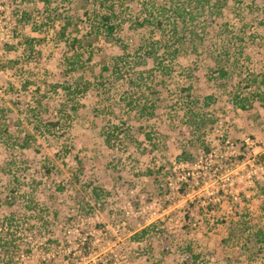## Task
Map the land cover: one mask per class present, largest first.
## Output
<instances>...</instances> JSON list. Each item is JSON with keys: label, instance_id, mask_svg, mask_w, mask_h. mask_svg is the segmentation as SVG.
I'll return each mask as SVG.
<instances>
[{"label": "rangeland", "instance_id": "rangeland-1", "mask_svg": "<svg viewBox=\"0 0 264 264\" xmlns=\"http://www.w3.org/2000/svg\"><path fill=\"white\" fill-rule=\"evenodd\" d=\"M116 2L129 55L117 67L98 41L115 56L70 72L80 20L102 23L105 2L0 0V195L35 220L20 264H53L44 222L73 251L56 264H193L188 247L197 264H264V0Z\"/></svg>", "mask_w": 264, "mask_h": 264}, {"label": "trees", "instance_id": "trees-1", "mask_svg": "<svg viewBox=\"0 0 264 264\" xmlns=\"http://www.w3.org/2000/svg\"><path fill=\"white\" fill-rule=\"evenodd\" d=\"M45 1L48 2L49 0H45ZM97 1L105 2V3H101V4L103 5V8H105L107 6V9L105 11L106 13H105V15L101 16L102 19H100V20L102 21V23H94V21H96V20H94V18H89L87 16H86L85 20H83V19L80 20V23L84 24L86 31L84 32L81 29H79V30L77 29L79 33H78V35H75V37L72 39V41L70 43L69 50L70 49L72 50L75 48L74 55L71 56L69 61H68L70 72L74 71V70H77L80 72V69L84 65V60H85L84 57L87 55V53H88V56L91 58V57H93L94 52H96L98 50H102L104 52V54H107L108 56H110L109 58L114 57L115 53L113 51L108 50V49H110V47H112L109 39H113V41H112L113 46L117 47L121 52L120 53L121 55L115 56L113 58L114 65H116L118 67L119 60L123 61L122 57L123 56L126 57L129 55L128 46L125 45V42H123L122 39H118L117 36L115 35L116 30L119 27L117 25L118 23L116 21L117 20V14H118L117 6L119 5L116 2L117 0H111V1H109V0H97ZM121 1H123V0H121ZM128 1L133 2V0H128ZM204 1H205V3H208V2L210 3V0H204ZM219 2H221V0H219ZM219 2L216 3V4H218L217 6H219ZM216 4L211 3V9L212 10L214 9V10L210 12V15L208 16V18L205 21V25L203 26L202 31H204L205 34L211 33L212 30H215V31L218 30L217 23L219 22L218 21L219 19L217 17L219 15L215 14V8H214V7H216ZM193 16L194 15H192V19H195V17H193ZM161 22L162 21L159 22V25H161ZM88 24H90L89 27H88ZM69 25H73V28H75V29L77 28V25L73 24L72 22L67 23V25L64 24L62 27L63 29L60 32L61 38L67 37L66 32L68 31ZM225 27H226L225 30H227V26H225ZM78 28H80L79 25H78ZM184 33H185L184 31L182 34L179 33V31L175 27L174 35H175V37H177V39L175 40V47H174V50L172 51L174 53L173 56H176L179 52H181V48L183 47L182 44H179L177 47H176V45L180 40H183V38H185ZM93 35H94V38H93ZM195 35L197 37L203 39V37H201V35H198V34H195ZM242 36L243 35H241L240 38H242ZM66 40H69V39L67 38ZM98 41H100L101 43H105V45L108 44L109 45L108 49H106V47L97 49L98 48L97 47ZM67 43H69V41L65 42V44H67ZM195 50H196V48L194 47L192 51L194 52ZM16 51H18L17 46L13 47V53L14 54H16ZM33 52H36V51H33ZM108 56H107V58H108ZM102 60H103V62H106L107 59L105 57H103ZM218 71H219L221 76H224L226 74L223 69H220ZM255 79L256 78H254L252 81L255 82ZM210 99H212V98H209L208 104L213 101ZM233 100L235 102H237V100H235V99H233ZM240 106L243 107L244 105L240 104ZM47 124L53 128H55L58 125L57 122H50ZM187 154L188 153H185V155H187ZM20 198H21V196L18 195L17 192H14V191H10L9 195L8 194L4 195V197H2L0 195V201H2L4 204V205H1L2 210L0 211V263L1 264H20L21 260L24 257V251H26L28 253L33 252V249L30 245L28 246V249H25V248H27L25 246V243L17 240V238L21 236V235H19V233H17V232H19L18 230H20V228H21V226H23V224H27L28 221L31 219L30 217H25L21 213V211L19 212L20 208H19V210H18V208H17V210L13 209L15 204L20 201ZM30 203L32 205H29L28 209H30V211H33L32 209L36 210L38 205H36L34 201H33V203H32V201ZM82 210L92 211V209L89 207H82ZM31 220L33 222H35V220H33V219H31ZM31 220H30V222H31ZM31 224H32L31 228L29 227L28 230L33 231L35 228H37V226L35 225L36 223H31ZM42 224H43V228L37 229L38 233L40 235L47 236V241L44 243V245L41 246L43 249L42 254L47 256V257L52 256V258H53L52 263L53 264L54 263L56 264V262H58V261L62 262V260H61L62 257L67 259L69 262H70V260H73V258L71 256V255H73V251L72 250L69 252L66 251L65 248H66L67 244L66 243L63 244L62 241L60 242V240L57 239V237H55V235H57V234H55V230H48L47 223H45V222ZM242 227H243V230H246L250 226L248 225L247 222H242ZM147 232H148V229H144L141 231V233L136 234L135 238L140 240V239L144 238V235ZM254 233H255V236L258 240L264 241V226L263 225L257 226V229ZM20 234H22V232H20ZM41 243H43V241ZM187 250H188L187 253L190 256L193 255V256H191L194 258L192 263L197 264V262H195V261L197 260L198 256H195L192 253L190 247H188Z\"/></svg>", "mask_w": 264, "mask_h": 264}]
</instances>
